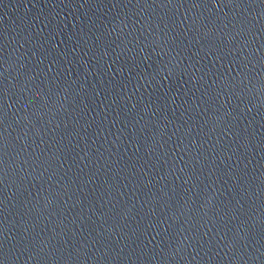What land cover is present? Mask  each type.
Returning <instances> with one entry per match:
<instances>
[{"label":"water","instance_id":"1","mask_svg":"<svg viewBox=\"0 0 264 264\" xmlns=\"http://www.w3.org/2000/svg\"><path fill=\"white\" fill-rule=\"evenodd\" d=\"M0 264H264V0H0Z\"/></svg>","mask_w":264,"mask_h":264}]
</instances>
